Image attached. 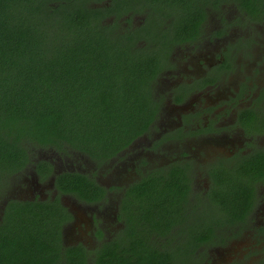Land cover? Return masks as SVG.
Listing matches in <instances>:
<instances>
[{"label": "trees", "instance_id": "16d2710c", "mask_svg": "<svg viewBox=\"0 0 264 264\" xmlns=\"http://www.w3.org/2000/svg\"><path fill=\"white\" fill-rule=\"evenodd\" d=\"M97 1L0 0V264H181L180 241L201 245L207 237L198 232L213 229L202 215H215L216 209L239 218L249 208L223 200L229 196L223 174H215L221 192H208L216 199L212 205L179 180L191 175L189 161L182 174L176 164L152 167L124 189L123 235L85 248L62 240L70 213L57 200L14 199L12 191L25 179L52 174L53 160L43 152L82 166L86 157L99 169L147 134L149 120L161 111L154 97L160 64L143 43L153 41L164 54L185 31L197 36L206 7L227 2ZM230 1L253 17L259 14L255 0ZM130 11L147 16L146 28H119ZM253 167L264 181V155L254 158ZM93 174L64 172L54 176V187L80 203L107 204L113 188L105 189ZM196 214L201 218L193 230L188 225ZM132 218L150 221L142 238L135 227L127 234Z\"/></svg>", "mask_w": 264, "mask_h": 264}, {"label": "flooded vegetation", "instance_id": "af4514ba", "mask_svg": "<svg viewBox=\"0 0 264 264\" xmlns=\"http://www.w3.org/2000/svg\"><path fill=\"white\" fill-rule=\"evenodd\" d=\"M255 3L259 8L257 17L249 14L245 7L235 6L230 0L206 7L207 13L201 21L197 36L193 37L194 35L185 31L177 38L179 42L175 37L177 43L175 42L172 50H164V54L160 55L161 52L153 41L143 43L147 53L160 64L154 91L159 97L161 111L158 118L149 120L147 134L138 137L114 158L116 162L113 160L111 177L116 181L109 186L103 185L97 179L105 189L113 188L112 194L122 189L116 203L112 200L104 205L96 202L103 209L105 206L110 207V211L99 213L101 210L97 204L82 203L90 211L88 219L78 220L70 213L67 207L71 197L62 195L54 187V176L75 170L56 171L54 166L52 174L46 178H32L37 185L33 189L34 196L29 200L38 199L52 203L57 200L56 204L59 203L70 213L69 221L61 229L63 241L67 242L66 236L71 235L76 240L68 241L69 243L82 244L86 248L101 247L110 239L118 240L125 231L124 218H120V202L124 189L134 181L141 180L147 170L145 166L148 165L143 164L140 157L150 158L166 154L164 144L167 131L176 129L174 132L177 135L180 132V137L174 139L176 143L183 139L187 143L195 133L204 131L205 137L198 142L204 141L207 146H194L198 147L193 149L195 153L175 151L181 157H171L168 165L166 162L154 167L165 170L176 164L177 171L182 174L184 162L200 153L199 156L204 155L207 158L202 167L203 171L195 172L193 166L191 175H187V178L180 177L179 180L188 181L190 188L199 197L213 205L216 199L210 197L208 192L212 189L221 192L220 185H216L218 179L215 174H223L227 183L224 194H229L227 197L223 196V200L244 204L249 208L239 218L226 212L210 214L207 217L202 215L208 221L207 228L213 229L209 230L210 234L209 231L198 232L205 233L207 240L201 245L197 242L192 244L191 250L194 252L191 254L190 264H197L201 260L200 249L220 245L235 238L244 239L247 248L229 249L226 259L216 260L212 264H264V181L258 172L259 168L253 167L254 158L264 155V0H255ZM138 16L137 12H128L125 20L132 24L128 25L125 21L123 25L139 28V23L148 18L142 14L139 16L140 22L136 19ZM146 139L149 142L144 144ZM121 166L129 167L131 172L123 171ZM197 168L201 169V166ZM188 171L185 169V172ZM200 176L205 180L206 190L198 185ZM130 178L132 179L128 180ZM176 182L179 185L183 183ZM233 190L236 191L231 193ZM16 200L21 201V198ZM198 218L201 215H193L188 225L193 230L198 226ZM217 219L220 221L211 222ZM129 222L127 234L135 227L133 230L140 238L147 234L142 231L151 226L150 221L141 222L136 218ZM172 232L177 231L172 229ZM77 234L84 237L83 241L79 240Z\"/></svg>", "mask_w": 264, "mask_h": 264}, {"label": "rangeland", "instance_id": "374dc122", "mask_svg": "<svg viewBox=\"0 0 264 264\" xmlns=\"http://www.w3.org/2000/svg\"><path fill=\"white\" fill-rule=\"evenodd\" d=\"M94 2L98 3L97 0H94ZM99 2L100 3H106L107 0H99ZM141 15H142V13L139 14V16H141ZM139 16L136 18L137 21L141 20V18ZM146 22H147L146 20H143V22L139 23V26L140 27L145 26V28H146V26H147V25H145ZM131 24H132V22H128V25H131ZM124 27H125L124 25L119 26V28H124ZM154 97H155V100L158 101L159 97H157V95H154ZM167 110H170V109L167 108ZM168 112H170V111H168ZM174 130H176V129L167 131V133H166L167 140L165 139L164 145L166 147L165 151H167V153L161 154L160 156H158V155L152 156L150 158L140 157V159L144 161L143 164H146V165L150 166L151 168L159 165V163H166L167 162L166 165H168L169 164L168 161L170 160L171 157H181L179 155L177 156V153L175 151H180V152L188 151V152L195 153L193 151V149H198V147H194V146L200 145L201 148L207 146V144L204 141H202L200 143L198 142V140H202L205 137L204 134H206V133L204 131H201L199 133H195L187 143L185 142L184 139L181 140L180 142L176 143V142H174V138L170 137V136L177 135L174 132ZM148 142H149V140L146 139L144 144H147ZM42 154H43L42 155L43 158L53 160L51 163L54 164V166L56 167V171L75 170V171L84 172L86 174H89V173L92 174V172H94L93 177L98 179L100 181V183H102L103 185L111 186L113 184V182L116 181V179L111 177L112 176V167H114L113 161L111 163L109 162L108 165H106V166H105V164H103L99 169H96V167L94 166V163L91 161H88L86 157H85L86 165L82 166V165L76 164V161L74 158H70V157H66V156L60 157V156H58L59 154L56 152L47 151V152H43ZM199 154L200 153L194 154V158L190 157V158H188V161L192 164V167L194 165V170L196 169L197 171H203L202 167L205 164L207 158L204 155L199 156ZM114 162H116V161L114 160ZM71 165H73V166H71ZM148 166H145V169H149ZM198 166H201V169H198L197 168ZM121 168L123 169V171H128L129 173L131 172L129 167L123 168V166H121ZM108 170H109V172L107 174H105ZM118 170H120V169H118ZM195 176H196V174H195ZM131 179L132 178H130L128 180H131ZM195 181L197 182L196 177H195ZM33 182L34 181L31 179H25L23 184L14 188V190L12 191L13 196L15 198H21V199L32 198L34 196V194H33L34 193L33 189L35 188L34 186L37 185L36 183H35L36 184L35 185ZM119 182H121V181H118V183ZM198 185L202 186V189H203V187H205V189H203V190H206L205 180L202 176L199 177ZM121 191H122V189L116 191L113 194L110 191V194H109L111 197L110 200H112L113 203L117 202V200L119 199V197H117V196L121 194L120 193ZM67 197H69V196H67ZM71 198H69L70 199V201H69L70 205H68V207H67L69 209L70 213L75 215L78 220L88 219L90 217L89 209L86 208V206H84L78 200H74V199L71 200ZM114 207L115 206L113 205L112 211H114ZM262 208H263V206H262ZM100 210L101 211H99V213H107L108 211H110V207H108V208L105 207L104 209L101 208ZM214 212L216 213L215 215H219V212L216 209H214ZM254 212L256 213L257 211L255 210ZM110 217H111V215H110ZM81 223H83V221ZM109 232L111 233V231H109ZM78 236H79V240L83 241L84 237L82 235H78ZM66 240L68 242V241L76 240V238L71 236V235H67ZM87 242H89V239L87 240ZM244 247L247 248V245H246L245 240L242 238H235V239L229 240L226 243H222L220 245H215V246H211V247H207V248L205 247L199 252V255H201V260L197 264H212V263H215L216 260H224L228 257L229 249H233V248L234 249H240V248H244ZM179 248H180V253H179L180 263L181 264H190V262H191L190 238H186L184 240H181L180 244H179ZM189 251H190V253H189Z\"/></svg>", "mask_w": 264, "mask_h": 264}]
</instances>
